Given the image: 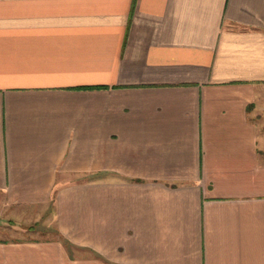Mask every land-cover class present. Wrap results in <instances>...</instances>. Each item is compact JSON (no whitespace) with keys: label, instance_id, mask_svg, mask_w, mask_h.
Instances as JSON below:
<instances>
[{"label":"crops","instance_id":"obj_1","mask_svg":"<svg viewBox=\"0 0 264 264\" xmlns=\"http://www.w3.org/2000/svg\"><path fill=\"white\" fill-rule=\"evenodd\" d=\"M0 264H264V0H0Z\"/></svg>","mask_w":264,"mask_h":264}]
</instances>
